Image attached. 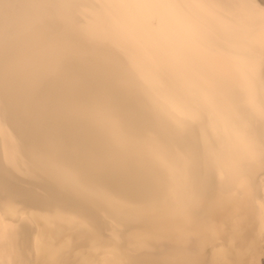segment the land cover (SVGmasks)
<instances>
[{
    "label": "bare ground",
    "instance_id": "6f19581e",
    "mask_svg": "<svg viewBox=\"0 0 264 264\" xmlns=\"http://www.w3.org/2000/svg\"><path fill=\"white\" fill-rule=\"evenodd\" d=\"M0 264H264V0H0Z\"/></svg>",
    "mask_w": 264,
    "mask_h": 264
}]
</instances>
